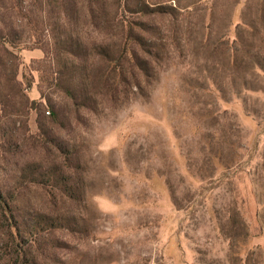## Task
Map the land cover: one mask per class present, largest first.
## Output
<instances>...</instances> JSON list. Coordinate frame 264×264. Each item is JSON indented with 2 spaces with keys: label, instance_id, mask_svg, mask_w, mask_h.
<instances>
[{
  "label": "rangeland",
  "instance_id": "1",
  "mask_svg": "<svg viewBox=\"0 0 264 264\" xmlns=\"http://www.w3.org/2000/svg\"><path fill=\"white\" fill-rule=\"evenodd\" d=\"M0 190V264H264V0H0Z\"/></svg>",
  "mask_w": 264,
  "mask_h": 264
},
{
  "label": "trees",
  "instance_id": "2",
  "mask_svg": "<svg viewBox=\"0 0 264 264\" xmlns=\"http://www.w3.org/2000/svg\"><path fill=\"white\" fill-rule=\"evenodd\" d=\"M143 10H144V8L141 9V11H143ZM71 95H72V97H73L74 99H76V95H74L72 92H71ZM36 171H38V170H32V174H35ZM38 176L42 177V179H45L46 174L42 173V174H40V175H38ZM38 176H37V178H38ZM53 176H54V177L57 176V179H59V180H61V181H62V180H63V181H64V180L67 181V180H68L67 176H65V179H64L63 176L61 175V173H57V172H54V171H53ZM32 179H33V178H32ZM31 181H34V180H31ZM5 199H6V198H4V195H3V193H2L1 190H0V201L3 202V201H5Z\"/></svg>",
  "mask_w": 264,
  "mask_h": 264
}]
</instances>
